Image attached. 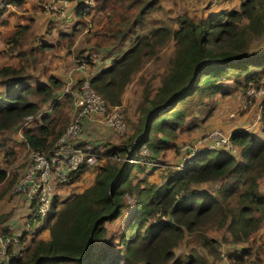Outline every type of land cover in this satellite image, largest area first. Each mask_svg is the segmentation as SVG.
I'll use <instances>...</instances> for the list:
<instances>
[{"label":"trees","instance_id":"obj_1","mask_svg":"<svg viewBox=\"0 0 264 264\" xmlns=\"http://www.w3.org/2000/svg\"><path fill=\"white\" fill-rule=\"evenodd\" d=\"M4 1L22 4V0ZM93 2L92 7L84 1L76 3V23H82L92 11L103 13L99 40L94 46L97 50L121 49L87 79L107 107L121 106L131 77L142 74L145 64L170 41L171 54L156 87L151 77H139L141 96L130 132L119 144L104 143L102 153L93 148L102 162L95 166L91 183L64 202L54 198L49 214L33 231L29 243L22 244L21 236L18 244L8 249V264H207L194 251L174 256L173 248L185 234H195L215 256V241L205 236L206 228L224 226L230 242L235 243L247 241L260 223L264 225V193L258 189L264 178V138L243 129L230 132L232 145L239 149V160L230 151L199 149L193 153L187 150L179 169L160 167L163 164L154 161L168 150H177L172 141L185 118L203 112L216 94L231 93L227 83L244 91L257 86L260 79L264 82V0H241L237 10L205 16L181 13L175 19V28L153 19L145 29V16L158 8L156 0ZM29 27L30 23L16 25L5 44L19 47ZM76 28L58 34L67 46L76 38ZM50 48L40 42L26 50L17 49L16 65H0V133L19 127L27 115H36L20 128V135L30 151L43 154L50 151L69 123V114L62 111L59 101L62 95L58 99L55 91L60 82L51 75L46 82L40 81L28 71L37 68L39 61L34 56ZM65 98L68 102L70 95L66 93ZM42 105L47 109L41 111ZM147 121L148 130L141 135ZM260 121L264 128V98ZM4 148L1 144L0 150ZM141 149L147 152L145 156ZM5 154L11 155V151L5 149ZM132 157L140 162H128ZM152 163L157 164L153 169L162 168L158 184L148 179L150 173L145 170ZM7 179L5 169L0 168V185ZM8 180L10 185L15 178ZM218 180L221 184L214 192L197 187ZM125 210L115 248L114 240L107 238L104 246L109 251L95 252V242L105 237V224ZM41 230H47V236L36 238ZM248 254L241 249L230 260L242 264Z\"/></svg>","mask_w":264,"mask_h":264},{"label":"rangeland","instance_id":"obj_2","mask_svg":"<svg viewBox=\"0 0 264 264\" xmlns=\"http://www.w3.org/2000/svg\"><path fill=\"white\" fill-rule=\"evenodd\" d=\"M156 2L157 5L155 6H158V8L152 10L145 16V24L143 26L144 29L149 26V20L154 21L153 19L160 21L164 26L169 27L170 21L176 19L174 16L175 19L172 18L170 20L168 18L169 15H173L176 12L177 15L183 13V11L181 12V8H184V0L183 2L177 3V5L175 4V0H172L173 7L170 6V0H156ZM31 5L33 6L34 3H32ZM93 5L94 2L92 6ZM163 6L168 7L165 11H169L170 14L164 13V10L162 9ZM7 9L10 8L7 7L3 11L6 12ZM11 9H13L14 13L16 12L14 8ZM3 15L4 17H11V19L16 18V14H13L9 11ZM2 19L4 20L5 18ZM103 20V13L101 14L96 11L90 12L87 16L83 18V22L78 24V27L76 28V38L70 46H67L68 44L65 39L59 37V29H55L53 33L51 32L54 26L51 24V22H47L43 25V31L41 30L42 28H40V30L38 32H35V34H33V32H29L25 38L20 40V45L17 48H11L9 44H5V39L10 33L8 32L9 27L12 25V23L15 22V20H13L12 22L5 21V23H0V65H16L19 61L18 58L15 56V52L17 51V49L26 50L29 47L31 48L39 45L40 42L48 44L51 45L52 48H50L49 50H44L42 55L38 53V56H34L36 57L35 59L39 61L36 70L31 72V70L28 69V71L30 72L33 78H36L43 82L47 81L48 75H51L52 77L56 78L60 82V86L57 90H55L57 94H59L60 91L63 90L67 85L68 87L73 86V88H75L78 85L77 81L79 82L80 80L88 79L89 77H91V75L97 69L106 66L109 62V59L113 57L116 53L121 51V49L118 47H110L107 50H97L95 48L94 45L99 40L100 27L103 23ZM70 30L71 29L66 30L65 33H69ZM127 45L128 43H125L124 47H127ZM171 50L172 42L170 41L164 47L158 50L157 56L154 59H151L145 64V68L142 74H135L131 77L127 88L122 94V104L120 107H118V109H120V111L125 116L127 130L122 135L116 137H110V135H106L107 137H110V139L106 138V136L102 132H99L98 135L101 139L100 147L104 143L119 144L123 140L122 138L125 133L127 131L128 133L130 132L131 128L134 125V120L136 121L135 108L141 96L142 84L138 83V79L139 77H144V80H147L149 79V77H151V84L153 87H156L158 85L159 77L163 72L164 63L167 60L168 56L171 54ZM86 58L89 62H86ZM261 85L264 86V82H262ZM229 86H231V84H229ZM237 90L238 89H235L234 93H232L231 91V93H229L232 95H238V98L241 100L239 95L242 94H240V91ZM64 95L61 96L59 101L63 105L62 111L65 112L67 115L69 114L68 118L70 123V109L72 107L70 103L71 95L69 94L70 98L68 102L66 101V98L63 100ZM234 100V97L231 96L222 100V106L214 105L213 103L215 107L214 112H220L224 108L223 105L231 103ZM255 100L256 99L254 97H250L245 103L243 109H238L237 107L234 108V110H232L227 115L228 123L231 121V125H241L242 122L236 124L235 121L237 120L238 122H240L239 117L242 116L244 113L252 110ZM44 107L45 105H42L40 107V110L43 111ZM211 110L212 109H210V111ZM20 130L21 129L16 126L13 127L11 130L9 129L0 133V145H5L4 150H0V168L5 169L8 179L15 178V180H13L10 185L8 184V179L0 185V230L1 228H3V225L8 224L10 221H14L17 224L23 223V227L20 229V231H24V234H22L23 241L24 245H27L31 237L34 235L33 231L37 228V226L33 227V225H31L29 226L30 229L28 231H25V226H27V219H25L24 221V211L21 209V204L19 205L20 201L17 197H15L16 195L12 192V188L15 181L21 176L23 169L28 161L29 149L22 142ZM212 131H216V129H204L200 132V134H202H199L200 136H197V140L193 143L188 141H182L178 146H176L177 150L174 151V153L169 152V157L165 158L163 161H160L165 165L163 167L175 168L174 165L176 164V162H173V158H176L181 155L183 159L187 150H191L193 147L198 146L197 141L201 136ZM111 133L113 132L111 131ZM189 140L191 141V139ZM5 149L10 150L11 155H6ZM142 151L145 150L141 149V152ZM144 153L147 152L145 151ZM101 160L102 158L101 156H99L95 164L97 165L98 163H101ZM170 165H173V167ZM181 165V163L176 165V168H181ZM95 166L91 167L93 168L92 170H94V172ZM92 170H89L87 174L82 173L78 175V177H76L73 181L68 184L58 185L60 186V188L58 194L56 195L57 202H64L72 194L80 192L87 185H89L92 181V176L94 175V172ZM161 170L162 168L157 169L151 179L157 184L162 181L160 177ZM132 172H135V166H132ZM219 181L220 180L213 181L209 184L203 185L199 184L197 187L207 189L210 192H214L218 189L215 187L217 185H220ZM258 189L261 193H264V178L260 181ZM60 191L61 194H59ZM60 203L58 204V207L60 206ZM130 203H132V201ZM126 214L127 211L125 210L122 212L121 216L117 218L116 221L106 225L107 232L105 233V238H103L104 240L102 239V241L95 242V252L100 250L109 251V249L105 248L104 246L105 242H107V238H112L114 240V242L112 243V248H115L116 241L118 240L117 236L121 231L123 218ZM204 234L206 237L211 238L215 241L214 244L212 243L214 247L213 249L216 252L215 256L210 255L208 253L209 250L200 244V241L197 239V236L195 234H185L183 236V238L178 242L177 246L173 248L174 256H183L187 253L194 251L198 255H201L205 259L207 264H232L233 261L230 260V258L238 254L241 249H246L247 251H249V254L247 255V257H244V261L242 264H264V225L262 223H260L256 231L250 234V238L247 239V241L245 242L240 241L231 243V236L224 226L218 229L213 227L206 228ZM46 236L47 230L39 231L35 235L36 238H45Z\"/></svg>","mask_w":264,"mask_h":264},{"label":"built area","instance_id":"obj_3","mask_svg":"<svg viewBox=\"0 0 264 264\" xmlns=\"http://www.w3.org/2000/svg\"><path fill=\"white\" fill-rule=\"evenodd\" d=\"M84 3L90 7L93 0H85ZM6 6L7 3L0 0V11ZM49 8L56 9L54 5H50ZM59 12L63 16V12ZM262 82L260 79L257 86H249L244 91H240L242 95L239 96L243 106L250 97L264 98ZM78 85L75 88L67 85L57 96L59 99L66 93L71 95L70 123L47 153L29 150L28 161L23 172L13 185L12 192L21 196L30 205L31 221H40L47 217L54 189L58 185L70 183L74 175L96 165L99 154L93 150L94 146L89 141L80 138L81 127L85 121L99 122L116 135H122L127 130L126 119L120 109L107 107L100 95L90 87L87 79L82 80ZM258 113H260L259 105ZM34 117L36 115L24 117L19 128L27 125ZM229 136L217 130L206 133L197 141L198 146L189 151L190 153L199 149L231 151L234 146ZM128 162L140 161L137 157H132L128 159ZM19 238L20 235L17 233L0 234V264H8V249L11 246L15 247Z\"/></svg>","mask_w":264,"mask_h":264},{"label":"crops","instance_id":"obj_4","mask_svg":"<svg viewBox=\"0 0 264 264\" xmlns=\"http://www.w3.org/2000/svg\"><path fill=\"white\" fill-rule=\"evenodd\" d=\"M80 1H85V0H42V1L22 0V4L20 6H16L12 3H7V6L4 7L1 11L6 9L7 7H9L10 9H7L6 12L3 11L0 14V23H5V21L12 22L13 20H15V22L12 23V25L9 27L8 32H10L16 25L30 23L29 32H33V34H35V32H38L40 30V28H42L41 30L43 31V25L45 23L51 22V24L54 26L51 30L52 33L54 32L55 29H59L58 34L59 33H65L66 30L72 29L74 26L78 27V24L76 23V18L74 16V7H75L76 3L80 2ZM240 1L241 0H184V2H185V3H183L184 8H181V12L183 11V13H185L187 15H191V16H194V15L195 16H205L208 13H214V12H218L220 10H229V9L237 10L239 7ZM170 2H171L170 6L173 7L172 0H170ZM179 2H183V0H175L176 5ZM32 3H34L33 6L31 5ZM50 5H54L56 9L52 10L51 8H49ZM11 8H14L16 12L14 13L13 9H11ZM167 8L168 7H164V6L162 7V9L164 10V13L170 14L169 11H165ZM8 11L13 13V14H16V18L11 19V17H7V16L4 17L3 14L7 13ZM59 11L63 12V16L60 15ZM176 13H174L173 15L170 14L168 18L170 20L172 18H174V16L176 18V15H177ZM2 18H5V19L3 20ZM88 26H89V24H88ZM175 27H176L175 20H171L169 28H175ZM229 84H231V83L226 84L227 88L229 90H232L231 92L234 93V91H235L234 85L231 84V86H229ZM71 88H73V86H71ZM231 96H233L235 99L233 102L223 105L224 108L220 112H214L215 111L214 105L222 106V103H221L222 100L225 98L231 97ZM262 99L263 98L255 100L252 110H250L249 112H246L242 116H240L239 117L240 122H238L237 120L235 121L236 124H239L242 122L241 125L236 126V125H231V121L228 123L227 115L232 110H234V108H236V107L238 109H243L244 106L242 105L241 100L238 98V95H236V94L235 95H232V94H227V95L216 94L211 99L210 104L203 111V113L201 112L198 115H192V116H188L187 118H185L183 124L181 125L180 129L178 130V135H177L176 139L174 141H172V145L178 146L182 141H188V142L193 143L202 134V133L200 134L201 131H203L204 129L209 130V129H213V128L216 129L217 131H220L222 133L229 134V135H230V132H232L233 130L243 129V130L250 132L255 137L263 139L264 138V128H262V124L260 121V113H258V105L259 106L261 105ZM213 103H214V105H213ZM45 109H47V107H44V110ZM210 109H212V110L210 111ZM70 116H71V109H70ZM239 126H241V127H239ZM99 132H102L105 136L106 135H110V137L119 136V135H116L114 133H111V131L108 128H106L104 125H102L99 122L97 123V122H92V121H85L81 127L80 138L85 139L86 141H89L94 147H96V149H98L99 151H102V146L100 147L101 139H100V136L98 135ZM262 133H263V135H262ZM110 137L106 136V138H108V139H110ZM189 139H191V141ZM238 150L239 149L237 147H233V149L230 152L233 154L234 157H236V159L239 160ZM169 152L174 153V149L168 150L166 152V154L164 155V158H160V156H159V158L157 159L158 162L157 161H154V162L158 163L159 165L163 164L160 161H163L165 158H168ZM146 154L147 153H144L143 155L145 156ZM183 155H184V153H183ZM173 159H174L173 162H176V164L174 165L176 168V165H178L179 163L182 162V156L180 155V156L173 158ZM156 163H152V164H150V166H146V168H145V170L148 171V173H150L148 176V179L150 181H152L151 179L157 170V169H153L155 167L154 165H157ZM163 166H165V165L164 164L162 166L160 165V167H163ZM170 166L173 167V165H170ZM92 169L93 168H91V167L85 168L80 174H82V173L87 174V172L89 170H92ZM92 171L94 172V170H92ZM93 176H92V178H93ZM211 182H213V181L201 183V185L209 184ZM154 183H156V182H154ZM220 184H221V182H220ZM217 187H218V185L215 188H217ZM59 188H60V186H58L54 189V193L52 195V201L54 200V198L56 199V195L58 194ZM201 189H204V188H201ZM205 190H207V189H205ZM59 194H61V191ZM15 197H17L20 201L19 205L21 204V209L24 211L23 219L25 221V219H28L29 214H30V205L21 196L16 195ZM43 220L31 221V225H33V227L37 226L36 229H39L43 223ZM116 220H117V218L115 220H113L112 222H114ZM112 222L106 223L105 228H106L107 224H110ZM26 224H27V221H26ZM22 227H23V223L17 224L14 221H10L8 224L3 225V228H1V230H0V234H5V233L11 232V233H17L21 237L22 234H24L23 233L24 231L23 232L20 231V229ZM25 227H26L25 231H28L30 229L28 224ZM41 231H45V230H41ZM20 232H22V233H20ZM106 232H107V229H106ZM99 241H102V240H99ZM21 242H22V244H24L23 239ZM14 253H15V251H12V254H14Z\"/></svg>","mask_w":264,"mask_h":264},{"label":"water","instance_id":"obj_5","mask_svg":"<svg viewBox=\"0 0 264 264\" xmlns=\"http://www.w3.org/2000/svg\"><path fill=\"white\" fill-rule=\"evenodd\" d=\"M147 130H148V121L146 122L143 133L141 135L145 134L147 132Z\"/></svg>","mask_w":264,"mask_h":264},{"label":"clouds","instance_id":"obj_6","mask_svg":"<svg viewBox=\"0 0 264 264\" xmlns=\"http://www.w3.org/2000/svg\"><path fill=\"white\" fill-rule=\"evenodd\" d=\"M260 110H261V105H260ZM94 148V147H93ZM99 153H101L103 151V148H102V151H99L98 149H96ZM145 151H142V153L144 154ZM178 169V168H177ZM82 171H80L77 175H79ZM76 175V176H77Z\"/></svg>","mask_w":264,"mask_h":264}]
</instances>
